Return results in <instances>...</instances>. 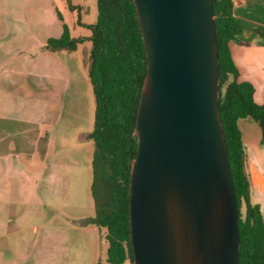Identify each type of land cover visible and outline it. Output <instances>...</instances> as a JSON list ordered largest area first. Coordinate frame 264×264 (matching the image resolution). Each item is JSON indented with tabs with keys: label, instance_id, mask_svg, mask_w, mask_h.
Here are the masks:
<instances>
[{
	"label": "water",
	"instance_id": "95a60500",
	"mask_svg": "<svg viewBox=\"0 0 264 264\" xmlns=\"http://www.w3.org/2000/svg\"><path fill=\"white\" fill-rule=\"evenodd\" d=\"M132 2L145 72L128 178L131 264H238L211 0ZM98 165L93 156L96 196Z\"/></svg>",
	"mask_w": 264,
	"mask_h": 264
},
{
	"label": "trees",
	"instance_id": "16d2710c",
	"mask_svg": "<svg viewBox=\"0 0 264 264\" xmlns=\"http://www.w3.org/2000/svg\"><path fill=\"white\" fill-rule=\"evenodd\" d=\"M95 20L88 24L87 75L94 108L90 138L94 159L107 174L108 209L96 210V222L104 227L105 263L125 264L132 259L127 219L129 167L136 148L134 117L145 72V54L132 0H95ZM218 60L219 119L226 145L229 174L237 206L238 264H264V220L256 203L248 199L249 179L244 169V149L237 120L250 118L264 131V103L252 99L253 87L237 79L229 43L240 31L232 12V0H211ZM61 32L48 37L49 49L75 48L82 37ZM42 155L46 133L36 137ZM103 193V189H102Z\"/></svg>",
	"mask_w": 264,
	"mask_h": 264
},
{
	"label": "rangeland",
	"instance_id": "374dc122",
	"mask_svg": "<svg viewBox=\"0 0 264 264\" xmlns=\"http://www.w3.org/2000/svg\"><path fill=\"white\" fill-rule=\"evenodd\" d=\"M95 15V0H0V121L17 123L23 120L29 122V127L37 125L49 131L45 169L41 172L34 170L29 176L31 194H38L41 190L49 203L53 184L48 163L58 157L60 167L67 170L65 163L71 161L70 157L79 160L72 202L81 215L89 197L92 173L91 169L90 172L84 169V162L92 143L90 139L76 141V132L90 129L93 120L86 36L89 34L88 24L95 20ZM62 22L70 36H81L82 41L74 49L47 48L46 39L60 34ZM40 72L48 77L41 76ZM51 74H56V78L53 79ZM98 164L103 193L95 201L97 209H108L107 174L103 165ZM64 211L75 216L66 206ZM51 214H47L48 220L52 218L54 222L66 224L59 214ZM54 222H49V226ZM88 232L81 228L75 239L79 254L73 252L72 258L71 254L63 252L57 258L48 256L47 260L42 256L41 264H71L72 261L86 264ZM37 258H29L26 263L34 264ZM101 262L104 264V256Z\"/></svg>",
	"mask_w": 264,
	"mask_h": 264
},
{
	"label": "crops",
	"instance_id": "0c3cea01",
	"mask_svg": "<svg viewBox=\"0 0 264 264\" xmlns=\"http://www.w3.org/2000/svg\"><path fill=\"white\" fill-rule=\"evenodd\" d=\"M232 12L240 24L239 33L229 43L237 79L248 81L252 85L254 102L264 103V0H232ZM89 45L90 42L88 47ZM40 73L41 76L45 74L48 77L46 73ZM53 75L50 76L55 79L56 74ZM28 125L29 122L23 120L17 123L0 121V264H29L26 263L27 260L34 257H38L34 264H41L42 256L47 260L48 256L57 258L63 252L71 254L73 258V252L77 254L79 251L74 243L81 228L89 231L86 264H102L106 242L104 227L96 222L97 196L91 189L94 151L89 136L91 128L76 132V141L90 139L92 143L84 162V169H89V172L91 169L92 173L89 197L81 215L72 202L79 168V160L76 161L73 157L65 163L67 170L60 167L58 157L48 163L53 184L50 203L44 199L45 195L41 190L38 194H31L29 176L34 170L41 172L45 169L49 131L37 125ZM237 126L244 149V169L249 179L248 199L258 205L264 220V131L250 118H239ZM32 129H35L36 137L46 133L42 155L35 146L36 138L28 135ZM35 180L37 183L38 179ZM65 206L75 216L68 211L65 213ZM48 213H52V216L54 213L59 214L66 224L54 222L52 218L48 220ZM48 221L54 224L49 226ZM71 264H74L73 261Z\"/></svg>",
	"mask_w": 264,
	"mask_h": 264
},
{
	"label": "flooded vegetation",
	"instance_id": "af4514ba",
	"mask_svg": "<svg viewBox=\"0 0 264 264\" xmlns=\"http://www.w3.org/2000/svg\"><path fill=\"white\" fill-rule=\"evenodd\" d=\"M94 98V97H93ZM91 128H92V125H91ZM90 131H91V129H90ZM90 136V135H89Z\"/></svg>",
	"mask_w": 264,
	"mask_h": 264
}]
</instances>
